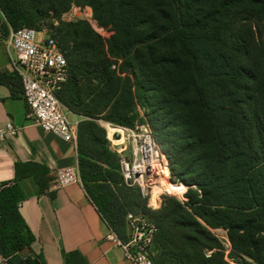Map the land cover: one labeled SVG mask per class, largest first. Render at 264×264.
<instances>
[{
	"label": "trees",
	"instance_id": "16d2710c",
	"mask_svg": "<svg viewBox=\"0 0 264 264\" xmlns=\"http://www.w3.org/2000/svg\"><path fill=\"white\" fill-rule=\"evenodd\" d=\"M75 4L92 6L100 24L113 26L109 45L124 59L121 68L102 55V39L87 22L47 26L48 10L60 17ZM0 11L3 37L9 27H31L57 40L69 69L57 97L83 118L82 184L122 242L128 215H143L159 229L154 264H264V0H0ZM0 85L14 98L23 95L14 71L0 70ZM136 99L171 116L174 142L164 153L171 173L197 188L187 201L167 196L150 210L139 189L126 185L98 121L136 126ZM34 172L45 170L18 164L15 179L0 186V254L7 264H44L19 255L34 241L20 213L19 181ZM217 229L227 232L229 250L212 233ZM79 257L67 256L70 264Z\"/></svg>",
	"mask_w": 264,
	"mask_h": 264
},
{
	"label": "crops",
	"instance_id": "0c3cea01",
	"mask_svg": "<svg viewBox=\"0 0 264 264\" xmlns=\"http://www.w3.org/2000/svg\"><path fill=\"white\" fill-rule=\"evenodd\" d=\"M6 23L0 11V25ZM6 38H0V70L12 72ZM68 110V109H67ZM68 114L78 134L82 116ZM11 123L15 135L7 134L0 142V186L15 179L16 165H35L45 173L34 172L19 181L23 200L19 209L34 235L30 246L22 249V258L40 257L44 264H70L68 254L79 253L71 264H131L125 250L107 239L112 229L88 196L83 184L58 187L56 172L79 166L77 136L64 141L54 133H45L27 118L23 95L12 96L0 85V128ZM0 264H7L0 254Z\"/></svg>",
	"mask_w": 264,
	"mask_h": 264
},
{
	"label": "built area",
	"instance_id": "2783aa9c",
	"mask_svg": "<svg viewBox=\"0 0 264 264\" xmlns=\"http://www.w3.org/2000/svg\"><path fill=\"white\" fill-rule=\"evenodd\" d=\"M0 38H3L0 33ZM7 55L12 71L20 78L27 118L45 133H54L64 141H75L77 132L71 125L69 111L57 97L58 91L68 80L67 60L58 42L46 30L31 27L12 29L6 38ZM116 68V65L113 66ZM110 148L119 157L120 171L126 185L139 189L149 206L159 208L165 197L175 196L187 201L189 187L171 178L170 163L159 147L148 122L134 127L107 123ZM11 123L0 128V142L7 134L15 135ZM58 187L82 184L79 167H67L56 172ZM128 240L122 242L111 229L107 239L125 250L131 264H154L151 249L158 226L143 215L129 214Z\"/></svg>",
	"mask_w": 264,
	"mask_h": 264
},
{
	"label": "rangeland",
	"instance_id": "374dc122",
	"mask_svg": "<svg viewBox=\"0 0 264 264\" xmlns=\"http://www.w3.org/2000/svg\"><path fill=\"white\" fill-rule=\"evenodd\" d=\"M49 7H50V5L47 1L43 2L41 4V8L46 10V11H47V9H49ZM44 21L47 24V26L53 25L54 27H59L60 23H67V22H73V21H85V22H87L90 26V29L92 31H94L102 39V42H103L102 43L103 44L102 55L110 58L111 60H114L116 63H118L120 68L123 66L124 59L113 54L111 49H110L109 40L113 36V26L111 24H108V23L100 24L95 19V14H94V10H93L92 6L75 4L68 10V12L60 15V17L56 16V14H54L52 11L48 10L46 19ZM103 23H105V22H103ZM261 27H262V25H261ZM122 76L124 77L125 74H122ZM150 87H153V85L150 84ZM154 96L155 97L157 96L156 91H151V94H150L151 101H154L153 100ZM135 103L136 104L133 107L134 110L131 113L132 117L134 115H136V119H135L134 124L137 125V124L143 123L144 121H147L149 123L152 131L154 132V134L156 136L157 143H158L159 147L161 148L162 152H164V150H167L170 147H172L171 143H173L174 140H173V137L170 136V133H171V131H173V129L168 128L170 126L169 125L170 122L172 121L171 116H169L167 112L159 110V106L157 103H155L157 105H154L153 108H149V109H145V107L142 106L140 102H138V99H136ZM98 122H99L100 126L102 128H104V130L106 132V137L108 139L109 129H108L107 123H109V122H106L103 120H99ZM110 124H112V123H110ZM112 151L116 155H118L115 150H112ZM177 169L179 172L181 171V168L177 167ZM178 171H177V173H178ZM189 177L190 176H188V175L185 176V178H187V179ZM171 178L173 181L183 183L184 185H186L184 182H182V177H180V176L177 177L171 173ZM196 189H197L196 187L192 186L188 189L187 192L189 193V191H195ZM172 197H175V196H172ZM147 207L150 210H158L160 208V207L154 208L152 205L149 206L148 203H147ZM148 219H150V218H148ZM212 233L214 235H216L220 239V241L223 242L224 247H226V249L229 250L230 242H229L228 237H227V232L222 230V229H217V230H212ZM226 253H228V252H226ZM226 259L229 260L228 257Z\"/></svg>",
	"mask_w": 264,
	"mask_h": 264
},
{
	"label": "bare ground",
	"instance_id": "6f19581e",
	"mask_svg": "<svg viewBox=\"0 0 264 264\" xmlns=\"http://www.w3.org/2000/svg\"><path fill=\"white\" fill-rule=\"evenodd\" d=\"M111 132H112V128L109 127V134H111Z\"/></svg>",
	"mask_w": 264,
	"mask_h": 264
}]
</instances>
